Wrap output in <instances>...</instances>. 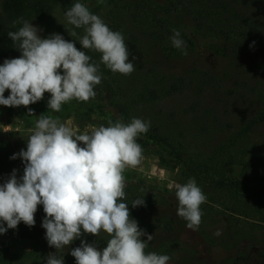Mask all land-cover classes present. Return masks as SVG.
<instances>
[{"label": "trees", "instance_id": "1", "mask_svg": "<svg viewBox=\"0 0 264 264\" xmlns=\"http://www.w3.org/2000/svg\"><path fill=\"white\" fill-rule=\"evenodd\" d=\"M76 2L83 3L82 0H0V65L5 59L21 55L8 37L9 31H17L22 26H13V21L19 18L38 27L41 38L57 33L70 42L75 41L76 47L80 48L79 38L85 34L84 29H75L65 16ZM260 5L264 7V0H106V10L97 15L112 30L123 34L130 52L129 59L137 57L131 60L135 71L128 76L114 74L101 64L102 82L94 89L96 97L86 103L73 100L64 104L61 111L73 110L88 118L97 114L113 123L117 120L129 123L132 118L150 121L149 131L137 140L143 150L157 155L160 164L168 169L182 168L185 179L195 178L205 195L216 192L214 197L217 199H235L237 204H241L235 212L245 216L253 213L259 223H264V184L257 176V169L264 166V141L250 140V136L264 126L263 29L258 27L259 19H254L249 12L250 8L260 11ZM184 13L190 16L198 34L220 41L210 46L214 52L222 56L235 54L234 61L225 72L218 74L198 66H177L183 54L172 46V30L180 31L187 51L193 50L195 45L194 39L185 32ZM72 31H76L77 36H71ZM81 50L92 58L91 62H100L99 53ZM254 51L258 52V56L253 55ZM249 61L250 68L255 65L253 71L246 66ZM236 70L244 72L232 75L231 72ZM9 94L6 90L5 97ZM212 95L214 98L210 99ZM175 96L187 100L186 113L196 111L195 106H200L207 118L212 114H225L229 119L234 116L225 124L212 122L214 132L224 138L217 139L208 154L201 155L186 146L179 137L182 134L171 133L166 124L143 117L147 108ZM49 98L50 95L45 93L43 100L30 107L36 113L41 110L54 113L48 109ZM11 109L0 105V119L4 110ZM207 128L204 126L202 132H208ZM4 139L0 135V184L9 178L7 171L15 161L10 159L13 154L3 143ZM232 165L239 168L235 175L224 171V167L229 170ZM125 192L124 202L129 204L131 217L138 222L140 229L154 235L145 251L170 256L174 245L178 244L175 235L178 222L175 223L169 214L160 213L159 209L166 205L170 209L177 207L151 190L131 186ZM135 199H144V205L133 208L131 203ZM201 211L208 213L204 207ZM42 215L45 216L43 206L39 205L33 227L21 222L16 229H9L0 235L15 236L29 244L27 250L15 252L14 241L0 238V264H46L47 255L56 252V249L50 247L45 239L46 230L40 221ZM4 226L7 227L6 224ZM108 239L103 232L98 237L84 234L70 246L59 250L57 255H63L64 264H75L70 252L80 246L81 240L95 243L102 249ZM257 264H264L263 255Z\"/></svg>", "mask_w": 264, "mask_h": 264}, {"label": "clouds", "instance_id": "2", "mask_svg": "<svg viewBox=\"0 0 264 264\" xmlns=\"http://www.w3.org/2000/svg\"><path fill=\"white\" fill-rule=\"evenodd\" d=\"M65 16L75 29H84L80 48L57 33L41 38V30L23 18L13 21V26H22L9 31L8 37L21 55L0 65V105L29 108L48 93V109L58 113L73 100L86 103L96 97L94 89L102 82L101 64L114 74L128 76L135 71L131 60L137 57L129 59V48L120 31L112 30L80 2ZM172 32V46L186 56L187 45L180 31ZM70 35L77 33L72 31ZM81 48L99 53L100 62H91ZM6 90L10 93L7 97ZM29 114H34L31 108ZM150 126V121L132 118L129 123L109 120L108 126L81 132L51 115H40L26 150L10 157L22 159L23 176L18 179L14 169L0 184V235L16 229L21 222L33 227L35 213L42 205L45 239L56 249L47 255L46 264H64L63 255H57L59 250L84 234L98 237L101 232L109 237L106 247L100 249L81 240L80 246L70 252L75 264H168V255L145 251L154 235L139 228L129 204L124 202V173L141 163L143 148L137 140ZM174 189L177 215L187 228L197 230L206 195L195 178L176 183ZM131 205L143 206L144 199H135ZM145 236L147 239H142Z\"/></svg>", "mask_w": 264, "mask_h": 264}, {"label": "rangeland", "instance_id": "3", "mask_svg": "<svg viewBox=\"0 0 264 264\" xmlns=\"http://www.w3.org/2000/svg\"><path fill=\"white\" fill-rule=\"evenodd\" d=\"M89 10L98 14L106 10V0L104 4H99L98 0H82ZM250 8L249 12L258 18V27L263 29L261 38H264V7ZM99 13V14H100ZM186 34L193 38L195 45L193 50H188L187 55H183L177 66L184 67H201L208 71L221 74L225 72L229 64L234 61V53H227L226 56L217 54L210 46L219 44L220 41L214 37H203L198 34L194 27V23L187 13L183 15ZM259 44V43H258ZM254 56H258V52H253ZM250 61L247 62V68ZM255 68V65H254ZM253 68V69H254ZM253 71L252 68H250ZM240 70L232 71V75ZM240 72H244L241 70ZM249 73V72H248ZM248 76V75H247ZM213 95L210 99H213ZM187 100L182 96L168 98L160 104L154 105L146 109L143 114L144 118L154 119L156 122L164 123L168 126V130L179 136L184 144L190 146L192 150L206 155L216 144L217 139L224 138L214 132V125L225 124L233 119L234 116L227 117L225 114H212L208 118L203 114L200 106H195L196 111H184L187 108ZM211 104H213L211 102ZM214 105V104H213ZM29 108L33 110V115L29 114ZM12 107L10 111L4 110L0 119V135L5 139L3 143L7 145L12 154H17L21 149L26 150L27 139L34 128L35 122L40 115H51L58 118L61 122H65L79 129L81 132L90 130L101 125L108 126V121L99 115L85 117L81 113H75L73 110L61 111L59 113H51L48 110H41L36 113L34 108L30 107ZM117 113V109L108 107ZM152 118V119H151ZM208 129V132H202V128ZM264 141V126L259 128L250 136L251 141ZM225 166V165H224ZM16 170L17 178L23 176L24 163L21 158L17 157L14 164L8 169V177ZM230 171L233 175L237 174L239 168L232 165L224 167V171ZM126 180V188L131 186L151 190L157 196H164L168 203L178 207V201L175 197L174 185L176 183L184 184L188 180L183 175L180 167L168 169L160 164L159 158L153 152L143 150V157L139 166L135 169H128L124 173ZM257 176L261 178L264 184V166L257 169ZM199 186V185H198ZM216 192L206 193V202L201 205L207 209L208 213L202 215L201 224L197 230L186 227V222L178 218L177 208L160 206L159 212L169 214L178 222L176 226V236L178 244L174 245L170 254L168 264H257L260 256H264V223H259L256 215H244L241 212H235L236 208L241 206L236 200L227 201L214 197ZM212 196V197H211ZM170 209V210H169ZM243 210V209H242ZM44 216H40L42 223ZM261 224V225H257ZM5 241L15 242V252L27 250L29 244L18 240L15 236L0 237Z\"/></svg>", "mask_w": 264, "mask_h": 264}]
</instances>
